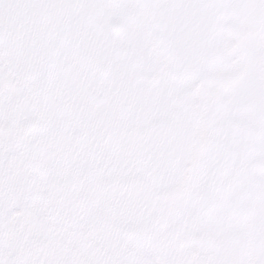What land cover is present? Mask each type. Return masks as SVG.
I'll use <instances>...</instances> for the list:
<instances>
[{
    "label": "snow or ice",
    "instance_id": "snow-or-ice-1",
    "mask_svg": "<svg viewBox=\"0 0 264 264\" xmlns=\"http://www.w3.org/2000/svg\"><path fill=\"white\" fill-rule=\"evenodd\" d=\"M0 264H264V0H0Z\"/></svg>",
    "mask_w": 264,
    "mask_h": 264
}]
</instances>
